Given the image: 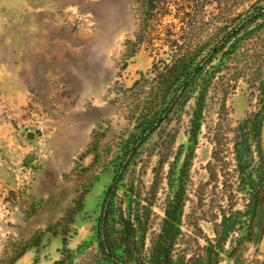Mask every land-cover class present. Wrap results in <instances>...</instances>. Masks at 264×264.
<instances>
[{
    "label": "rangeland",
    "instance_id": "rangeland-1",
    "mask_svg": "<svg viewBox=\"0 0 264 264\" xmlns=\"http://www.w3.org/2000/svg\"><path fill=\"white\" fill-rule=\"evenodd\" d=\"M140 13V0H0V264L17 255L13 264H49L64 234L71 249L93 237L119 150L136 131L125 88L150 68L155 53L147 42L135 53L126 46L136 38ZM255 103L239 81L226 99L228 119L243 120ZM217 108L210 99L196 145L188 141L186 114L154 134L136 171L148 187L169 132L177 134L173 152L194 147L183 229L196 221L208 236L209 212L226 204L229 192L237 207L245 197L223 186L234 175L231 155L218 180L209 179ZM165 187L163 180L154 227ZM250 226L243 239L226 242L219 264H264V203Z\"/></svg>",
    "mask_w": 264,
    "mask_h": 264
},
{
    "label": "trees",
    "instance_id": "trees-1",
    "mask_svg": "<svg viewBox=\"0 0 264 264\" xmlns=\"http://www.w3.org/2000/svg\"><path fill=\"white\" fill-rule=\"evenodd\" d=\"M140 6V28L126 46L135 53L147 42L155 53L150 68L125 88L133 100L129 120L136 131L119 150L93 237L71 249L64 234L59 257L49 264H219L226 242L250 233L264 203V0H140ZM239 81L254 92L256 103L243 120L232 123L226 99ZM210 99L217 100L218 108L210 128L209 179L218 180L220 171L228 169L229 154L234 175L223 186L245 195L237 207L229 192L226 204L209 212L212 236L196 221L183 229L192 146L198 143ZM184 114L192 146L173 152L177 134L169 132L147 187L136 172L146 144ZM181 156L177 167L174 160ZM163 180V215L154 227L151 212Z\"/></svg>",
    "mask_w": 264,
    "mask_h": 264
},
{
    "label": "water",
    "instance_id": "water-1",
    "mask_svg": "<svg viewBox=\"0 0 264 264\" xmlns=\"http://www.w3.org/2000/svg\"><path fill=\"white\" fill-rule=\"evenodd\" d=\"M29 136H31V134H29Z\"/></svg>",
    "mask_w": 264,
    "mask_h": 264
}]
</instances>
